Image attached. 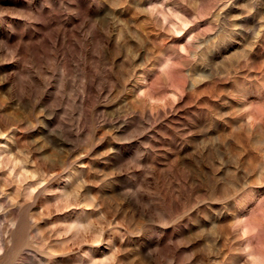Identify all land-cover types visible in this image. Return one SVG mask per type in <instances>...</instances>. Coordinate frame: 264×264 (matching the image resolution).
<instances>
[{"label": "rangeland", "instance_id": "rangeland-1", "mask_svg": "<svg viewBox=\"0 0 264 264\" xmlns=\"http://www.w3.org/2000/svg\"><path fill=\"white\" fill-rule=\"evenodd\" d=\"M0 264H264V0H0Z\"/></svg>", "mask_w": 264, "mask_h": 264}]
</instances>
